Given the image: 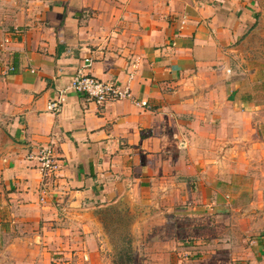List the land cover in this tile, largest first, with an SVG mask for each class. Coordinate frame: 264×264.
<instances>
[{
  "label": "crops",
  "instance_id": "obj_1",
  "mask_svg": "<svg viewBox=\"0 0 264 264\" xmlns=\"http://www.w3.org/2000/svg\"><path fill=\"white\" fill-rule=\"evenodd\" d=\"M84 67L148 106L74 93ZM110 210L145 246L223 222L227 264H264V0H0V264H112Z\"/></svg>",
  "mask_w": 264,
  "mask_h": 264
},
{
  "label": "rangeland",
  "instance_id": "obj_2",
  "mask_svg": "<svg viewBox=\"0 0 264 264\" xmlns=\"http://www.w3.org/2000/svg\"><path fill=\"white\" fill-rule=\"evenodd\" d=\"M137 217L138 214L135 215L126 211L118 213L115 210H110L107 212L106 231L110 238L109 246L112 250V264H133L129 262V253L132 255L134 253V257H136L134 264H227L228 254L226 252L230 250V247L226 246L225 239L229 237L223 222L213 223L206 227L189 224L190 227H184V244L168 242L166 245L161 244V246L146 243L145 246L141 245L144 242H138L140 239L138 240L133 234V224ZM198 235L201 236L202 242L197 243ZM128 240L132 242L134 252H130ZM206 240L213 241L208 244V242H205ZM246 242L249 247L246 248L252 250L253 246L251 243L247 240ZM228 244H230V241H228ZM166 246H168L170 252L172 249L175 253L170 258L156 259L153 257L150 259L145 256V249L148 250V255L151 253L155 255V253L164 251ZM178 253L180 256L176 259L175 255Z\"/></svg>",
  "mask_w": 264,
  "mask_h": 264
},
{
  "label": "built area",
  "instance_id": "obj_3",
  "mask_svg": "<svg viewBox=\"0 0 264 264\" xmlns=\"http://www.w3.org/2000/svg\"><path fill=\"white\" fill-rule=\"evenodd\" d=\"M86 63L91 65V60L86 59ZM88 67L79 69L72 78L70 89L74 93L86 97L89 101L95 102L98 106L104 107L109 103L119 102L123 100H131L136 106L146 107L147 101L133 99V95L129 86L122 87L115 82L105 81L93 76L89 72ZM133 75L130 76V80ZM66 90H59L56 96L48 103L47 109L52 114L58 116L66 102ZM37 162V169L42 176V191L54 182L56 173L59 169V162L55 155L54 143L42 147L36 154L29 157Z\"/></svg>",
  "mask_w": 264,
  "mask_h": 264
},
{
  "label": "trees",
  "instance_id": "obj_4",
  "mask_svg": "<svg viewBox=\"0 0 264 264\" xmlns=\"http://www.w3.org/2000/svg\"><path fill=\"white\" fill-rule=\"evenodd\" d=\"M128 244H129L128 247L131 250L130 252H134L133 248H132V242L130 240H128ZM128 255H129V262H132L134 264L135 263L134 253H133V255L131 253H129ZM122 260H124V259L122 258Z\"/></svg>",
  "mask_w": 264,
  "mask_h": 264
}]
</instances>
